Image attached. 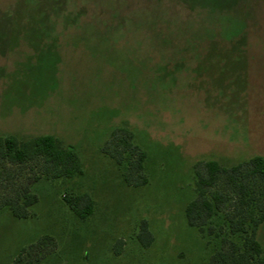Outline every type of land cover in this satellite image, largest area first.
Here are the masks:
<instances>
[{
  "label": "rangeland",
  "instance_id": "rangeland-1",
  "mask_svg": "<svg viewBox=\"0 0 264 264\" xmlns=\"http://www.w3.org/2000/svg\"><path fill=\"white\" fill-rule=\"evenodd\" d=\"M119 127L148 152L146 184L103 152ZM0 133L55 135L84 170L36 182L32 217L0 210V264L44 235L57 245L37 264H207L221 238L185 209L199 161L264 156V0H0ZM68 193H89L94 214L76 215Z\"/></svg>",
  "mask_w": 264,
  "mask_h": 264
},
{
  "label": "trees",
  "instance_id": "trees-1",
  "mask_svg": "<svg viewBox=\"0 0 264 264\" xmlns=\"http://www.w3.org/2000/svg\"><path fill=\"white\" fill-rule=\"evenodd\" d=\"M103 152L117 162L128 185L149 182L148 152L136 142L129 127L116 128ZM24 166L32 168L30 177L20 183L11 181L16 168ZM83 174L77 150L55 135L25 138L0 133V186L4 188L0 210L7 207L17 218L32 217L39 202L33 190L36 182L43 177L74 179ZM195 192L185 209L188 224L203 235L221 238V247L214 250L207 264H264V244L259 238L264 224V156L256 154L232 166L216 159L199 161L195 165ZM64 202L83 219L94 214L95 201L89 193H68ZM222 224L227 230L223 236L216 229ZM137 238L146 248L155 241L147 221H142ZM122 244L123 240L115 244L117 254L122 252ZM56 245L53 236L44 235L23 248L12 264L40 263L51 252L48 248Z\"/></svg>",
  "mask_w": 264,
  "mask_h": 264
}]
</instances>
